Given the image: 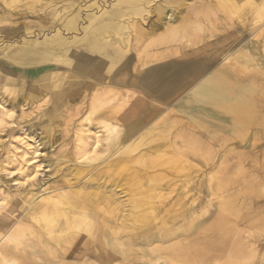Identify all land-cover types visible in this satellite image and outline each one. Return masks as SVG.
Listing matches in <instances>:
<instances>
[{"label": "bare ground", "instance_id": "6f19581e", "mask_svg": "<svg viewBox=\"0 0 264 264\" xmlns=\"http://www.w3.org/2000/svg\"><path fill=\"white\" fill-rule=\"evenodd\" d=\"M105 1L45 0L48 32L33 43L12 42L21 43L12 54L0 53V105L7 106L0 107V131L12 129L27 100L32 107L51 94L56 106L63 102L43 127L13 130L0 159V175L9 177L0 188V263L7 256L21 264L11 256L23 245L27 264H115L117 256L128 264H160L166 250L190 264H244L258 254L256 264H264V199L244 195L245 203L237 204L238 196L228 195L224 155L216 157L218 167L225 163L223 173L209 166L188 187L181 170L184 164L195 168L200 149L193 128L180 119L199 126L198 116L207 113L227 119L230 130L251 127L257 118L264 123V0H213L180 13L171 0H110L103 7ZM8 3L0 24L10 21ZM232 5L237 17L254 16L250 29L259 40L246 41L244 33L222 49L221 65L213 54L180 55L179 47L203 32L207 17L223 19L219 13ZM93 7L100 11L84 13ZM148 10L153 17L145 24ZM2 34L13 38L17 32L6 28ZM133 49L142 65L132 73ZM247 72L249 79H242ZM181 75L197 82L187 86L179 104L185 90L181 80H173ZM145 80L156 87L145 91ZM27 85L37 89L25 94ZM74 90L82 103L67 116L73 104L66 98ZM134 99L149 109L147 115L133 118ZM171 104L164 114L162 108ZM8 112L17 115L8 121ZM209 149L204 160L213 164ZM33 175L38 179L31 180ZM245 204L242 223L234 222L230 216ZM32 222L46 234L25 237L34 230Z\"/></svg>", "mask_w": 264, "mask_h": 264}, {"label": "rangeland", "instance_id": "374dc122", "mask_svg": "<svg viewBox=\"0 0 264 264\" xmlns=\"http://www.w3.org/2000/svg\"><path fill=\"white\" fill-rule=\"evenodd\" d=\"M8 1H9L8 6H10V8L12 7L11 9H9L10 11H8L9 14L11 15V17H10V21H7V22L0 24V53H8L9 51H11L10 54H12L15 52V50L18 47L21 46V43L20 44H14L13 47L9 46V45H12V42L15 43V42L21 40L24 42L25 41H27V42L31 41L33 43L34 38H41V36L44 35V33L48 32V29H46V30L44 29L45 28L44 26L46 24V19H43L46 16V14L43 13L44 6H45V0L44 1L34 0L35 1V3L33 1L34 5L30 6V7L28 5H26L27 4L26 2H30V0H8ZM209 1H213V0H186L185 2H183L181 0H171L172 3L170 2V5H172V6L174 5L173 7H175V12L180 13L179 12L180 10H182V12H184L185 8H189V10H190L192 7H194L198 4H205L206 5ZM216 1L217 0H215L214 2H216ZM109 2H110V0L102 2L103 7L107 6ZM186 4H189V6H187ZM152 5H153V3H152ZM233 6L234 5L230 6L229 8H231ZM6 7H7L6 6V0H5V2H4V0H0V12L2 10L6 11L8 8V7L7 8ZM84 10H85L84 13H87L88 11L89 12H95V13L100 11L99 9L97 10L95 7H93V9L92 8H86ZM147 12H144V15H147V16H144V18L147 17L144 20L145 24H147L149 22L150 18L153 17V15H151L150 11L148 13ZM219 14L220 15L223 14L225 16V18L220 19V20H217V19L215 20L213 18V16L207 17L202 22V25H203L202 31L203 32H201L199 34L191 35L190 40L187 43V45L185 44L184 46L179 47V49H182V50H180V55L185 54L184 58L188 59V58H191V57L197 56V55H202V56L206 57L208 54L209 55L213 54L216 59L218 58L219 64L221 65L225 61L221 57L222 49L227 48V47L230 48L232 46V44H234V42L236 40L240 39V37L244 33L247 36L246 41L249 39H254V41H257L260 39V38L258 39L255 36L257 31L255 29H250V26L252 23L251 20H252V18H254V16L252 14H248L247 17H245V18H243V17L239 18L234 13L233 8H231V9L227 8V9H225V11H223L222 13H219ZM230 15L232 16V18ZM16 16H19V17H16ZM137 17L139 18V16H137V15L133 16L134 19L135 18L137 19ZM12 19H15V20L19 19L20 21L12 23V21H11ZM34 23H35V25H34ZM6 28H14L15 29V31L17 32V34L13 37V38H15V40H12L13 38L6 37V35L2 34V31H4V29H6ZM253 31H254V33H253ZM35 32H36V34H35ZM225 34H227V35H225ZM223 40H225V41L223 42ZM169 47L174 48V47H177V45H175V44L169 45ZM172 48H170V49H172ZM12 49H14V50H12ZM128 53H130L129 55H132V61H133L132 66H136V69L132 70V73H133L137 69H139V67L142 65V62L139 60V58H137L136 55H138V53L136 50L133 49L132 51H130ZM146 53L151 54V51L144 52L143 54H146ZM1 57H2V55H1ZM121 70L125 71L123 69H121ZM250 74L251 73H249V72H247V75H246V73H244V76H242V79H245V80L249 79V77L251 76ZM178 79L181 80V82L180 81L179 82H180V84H182L183 89L186 91V92L184 91V93L182 94V98H178V100H177V102L180 104L181 102L184 101V99H183L185 97L184 94L189 92L187 90L188 89L187 86L189 84L192 85V84L196 83L197 78L194 79V77L193 78L190 77L187 79H183V75H181L180 78L178 77V78L174 79L173 81L176 82ZM34 89H37V88H35L31 85H27L23 88V93H25V94L28 92L30 93ZM80 92H82V91H80ZM81 97L82 96H80V97L77 96L75 94V90H74L73 93H70L69 96L66 98L68 101H70L69 103L73 104V106H70L71 109L68 110L69 112L67 111L68 112L67 116H68V114L74 113L75 108L79 109V106L82 103ZM134 100H135L134 102H136V107H135L136 109L134 112L135 116L133 118L141 117L144 112H145L144 114L147 115L149 112V109L143 108L145 105L143 107H141V106L139 107V103H137V99H134ZM54 101H55V97L52 98L51 94L49 96L48 101H45L41 104H37V103L35 105L33 104L32 107H31V101H29V100L26 101V105L22 106V108L24 107L23 108L24 113L22 114V116H20L18 118V121L15 122V124L12 126V129L11 130L5 129V131H0V142L1 141L4 142V149L3 148L0 149V159L4 158L6 146L9 142V139H10V136H11L13 130L18 129L19 126H22L23 129L32 128L33 130L40 127V126L43 127L45 125V123L48 122V120L58 110L62 109L63 102L57 104V106H56ZM76 104H78V105H76ZM39 105L41 107H39ZM171 105L166 106L167 108L166 107L162 108V110L165 111L164 114L167 111H169V109L174 108L175 105L174 104L172 106ZM44 108H46V109H44ZM77 109H76V111H77ZM140 109H142V110H140ZM144 109H146V110H144ZM32 112H34V113H32ZM202 113H204V112H202ZM28 114H29V116H28ZM204 114L206 115V117L205 116H201V117L198 116V118H201V119H199V120H201V125L198 124L199 126H197V125L195 126V124H193L191 122H187V118L180 116V119H182L183 122H186L191 129L193 128L192 132L193 133L195 132L194 135H196V138H197V141L199 144L198 146L200 149L199 157L197 158V163L195 164L196 165L195 168H191L190 166L188 167V165L184 164V167L181 170L182 175H185L183 177V179H185L184 181L187 183V186L189 185L188 187H190V186L193 187V185H194L193 182H195L198 179L196 175H200L199 180H198V183H199V181L204 176V172H207V169L209 168V166H211L212 168H214L217 171H221V172L224 171V169L222 170L221 168L225 163L218 167L217 166L218 160H216L217 155H224V156L228 157V161L226 162V164H228V167H227L228 171L226 170V172H225V175L229 179L228 185L225 188L228 190V195H230L232 193L231 194L232 196L230 195L231 197H234V195L238 196L236 198L237 204L239 202H241V200H243V202L245 203L246 200L244 198V195H248L251 200H252V198L254 200V198L256 196L259 197L258 199H260V198L264 199V141H263L264 140V123L262 122V119L257 118L258 121H256L255 124L252 125L251 127L239 128L236 130H230V128L228 127V120L227 119L219 118L218 116L207 114V113H204ZM208 115L211 117H209ZM170 116L173 117L174 114L171 112ZM69 118L70 117H67L66 121H68ZM218 119L223 120L226 123H220V122L218 123V121H219ZM216 120H218V121L216 122ZM20 130H21V128H20ZM37 132L39 133V132H41V130L40 131L37 130ZM214 132L217 133L216 136L211 137V134H213ZM68 135H71V132ZM57 137H58V134L56 133L54 135V140ZM216 137H218V138H216ZM60 141H61V139H59V140L57 139L56 143H54V146L58 145L60 143ZM219 141H221V142L219 143ZM69 146L70 145H65L61 148H67V150H69L70 149ZM58 148H59V146L57 147V152H58ZM209 148H211V149H209ZM208 149L210 151L212 150V155L215 156L214 159L212 160L213 164H206L205 163L204 156L207 153H209ZM67 150H65V151L67 152ZM231 153H233V154H231ZM70 157H72V156H70ZM6 162H8V160H6ZM6 168L13 169V166L11 164H9L6 166ZM258 168H259V170H258ZM47 171H49V169H47L46 172ZM194 175L196 178H193L192 182H190L191 177ZM8 178H7V176L0 175V188H4V181H6ZM188 182H190V183H188ZM12 186L15 187L13 185V183H11V187ZM13 187L11 188V191H12ZM193 192L197 193L198 191L194 189V190H192V192L190 194H192ZM199 195L201 196L202 194L199 192ZM213 196L216 197L215 194ZM245 206H246V204L244 205L243 209L237 210L238 211L237 216H235V215L230 216L231 219L234 220V222L242 223L241 219L244 216V213L242 211L245 210ZM15 213H17V212H15ZM20 213H22V212L20 211ZM209 219H211V218H209ZM209 219L207 221H203L199 225L198 230L195 232V236L203 228L204 224H206L209 221ZM34 223L32 222V225L30 224L34 230L33 231L30 230V232L27 233L25 235V237L30 238V239L31 238L34 239L35 236L41 235L40 233L46 234V231L44 229H40V228L38 229L37 223L36 222H34ZM35 227L37 228V230ZM185 237L187 238L188 236H183L181 239H185ZM190 238H193L192 233H190L189 239ZM188 240L185 242H188ZM43 249L48 251L49 253L51 252L50 250H48L46 248H43ZM183 250H185V245H184V247H181V249H178L177 252H181ZM27 252L28 251L26 250V247L23 245H20V252L17 253V255L11 256V258L13 260H16V257L18 256L21 259L20 260L21 264H27L28 262H30L28 260ZM170 253H171V250L165 251L164 257L162 258L160 264H166V263L167 264H190L188 262H184V261L180 260L179 258L177 259V257L175 258V257H172V255L170 256L169 255ZM7 254L9 255L10 253L7 252ZM137 254L140 255V252L137 251L136 256H137ZM50 256H52V254H50ZM257 256L258 257H256V259L244 261V264H256L257 262H259V260H260L259 258L262 257L260 254H258ZM42 257H44V255ZM117 257H118L117 262L119 264H128L127 260L121 259L119 256H117ZM56 258H59V257L56 256ZM0 264H12V263L9 260V257L6 256V259ZM76 264H78V263H76Z\"/></svg>", "mask_w": 264, "mask_h": 264}, {"label": "snow or ice", "instance_id": "6c2138e0", "mask_svg": "<svg viewBox=\"0 0 264 264\" xmlns=\"http://www.w3.org/2000/svg\"><path fill=\"white\" fill-rule=\"evenodd\" d=\"M85 67L87 68L88 66L85 65ZM141 87L145 90V91H149V90H152L156 87V84L150 80H145ZM0 107H7V106H3V105H0ZM17 115L16 112H8L7 116H6V120L8 121H11L13 120V118ZM6 127H11V125H6ZM17 176L16 173H13V178H15ZM22 178V177H21ZM31 180L35 181L38 179V176L37 175H33L30 177ZM28 181L25 180L24 181V184L27 185Z\"/></svg>", "mask_w": 264, "mask_h": 264}]
</instances>
